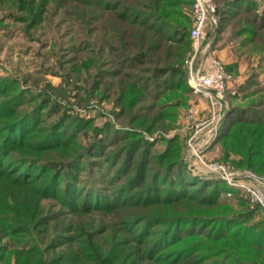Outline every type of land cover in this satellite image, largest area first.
Here are the masks:
<instances>
[{
    "label": "trees",
    "instance_id": "1",
    "mask_svg": "<svg viewBox=\"0 0 264 264\" xmlns=\"http://www.w3.org/2000/svg\"><path fill=\"white\" fill-rule=\"evenodd\" d=\"M214 1L215 35L231 26V39L240 38V47L264 57V10L261 16L252 14L253 0ZM47 2L63 3L0 0V8L33 13L34 21L40 22ZM69 3L82 17L89 11L83 36L93 54L90 65L94 70L100 67L91 91L111 98L119 106L117 116L135 128L150 133L168 130L164 119L175 120L176 109L186 105L190 92L183 69L190 54L189 12L184 6L190 7V1ZM73 12L64 15L73 17ZM244 55L237 54L239 59ZM235 68L224 70L231 73ZM16 86L0 80V264H264V217L259 206L240 197L241 204L247 202L253 209L245 206L243 214L234 216L236 211L218 198L221 193L237 197L238 190L216 177L212 186L191 184L176 138L166 140L162 153L148 157L150 143L139 132H120L113 141L118 140L116 146L124 144L107 152L106 143L113 144L108 143L111 125L96 128L91 120L67 112L55 116L59 106L49 99L18 110L31 99L13 95ZM42 109L47 112L40 118ZM224 123L217 141L225 155H239L241 161L234 167L264 175L262 113L234 107ZM76 133H92L94 139L86 148L79 147ZM51 153L70 158L59 164ZM85 156L110 163L102 176L108 185L97 196L92 192L83 196L74 184ZM91 165L95 171L96 163ZM173 173L175 180L169 179ZM162 183L167 184L160 189ZM48 199L56 200L60 209H45L42 201ZM255 211L261 217L258 222Z\"/></svg>",
    "mask_w": 264,
    "mask_h": 264
},
{
    "label": "rangeland",
    "instance_id": "2",
    "mask_svg": "<svg viewBox=\"0 0 264 264\" xmlns=\"http://www.w3.org/2000/svg\"><path fill=\"white\" fill-rule=\"evenodd\" d=\"M16 1L21 2L22 0ZM38 1L36 0V2ZM62 2L58 4L61 7H57L58 5L54 2H47V10L41 15L40 22L34 21L33 13H31L30 18L27 13L8 9L6 6L0 8V80L7 82L13 81L17 85L13 95L23 94L24 96L20 100H27L28 97L31 99L30 103L25 104L24 102L18 107V110H23L28 107L34 108L39 104L40 100L49 99L51 104L59 106L60 111L55 116H59L62 112H67L71 116L91 120L92 125L96 128L109 124L112 130L108 135L110 136L108 143L113 144L108 145L106 143L107 152H113L117 146L124 144L121 141L116 146L118 140L113 141V136H117L116 133L120 134V132H127L126 134L135 131L139 132L140 136L150 143L148 157L162 153L166 147V140L176 138L177 144L179 147H182V164L184 171L188 173L186 178L191 180V184H195L196 186L200 184L199 182H209L211 185L216 178H220V173H215L211 165L219 163L233 171V175L235 173L238 174L237 177L240 180L238 178L237 180H232L231 184L239 187L245 186L244 184H249L253 189H260L257 181L248 179V174L251 173L258 178H264V175H259L243 167H234L235 163L241 161L239 155L234 152H228L227 155L224 154L219 140L217 141L223 127L220 128L215 141L206 148L207 137L204 135L210 127L204 129V125L209 117V107L206 100L201 96L196 97L190 91L186 105L176 109L175 120H170V123L168 119H164V122H167L166 124H170V127L166 131L156 130L150 133L135 128L136 126L129 124L124 116L118 117L119 106L114 105L111 98L102 99V96L98 92L91 91L93 77L95 76L96 70H100V67L96 64L97 67L94 70L93 65H90L88 60L93 59V54L90 53L91 47L89 40L83 36L89 28L87 23L89 11L82 17L80 10L75 9L73 3H69V0H62ZM253 2L255 4V10L252 11V14L257 13L261 16L264 10V0H253ZM189 9L190 7L184 6L186 13L189 12ZM65 11H75L73 14L76 15L67 17V15H64ZM63 20H65L64 23ZM216 27L217 25H212L207 29L205 37L207 43L213 42L216 36L214 33ZM230 28L231 26L227 25L220 44L238 47L240 45V38L231 39ZM72 38H75V40H73L70 46L67 43ZM189 41L190 54L185 59L191 55V51L194 48L192 40L189 39ZM249 46L250 44H248ZM238 48L239 53L245 54L242 57V61L245 62L246 67H244L242 78H237L238 80L236 79L235 81L231 80L227 86L225 92L227 97L226 111L228 113L232 108L239 107L246 110H257L258 113H262V116H264L263 54L259 51L248 52L246 48L240 46ZM238 52L236 51L237 54ZM199 57H197L195 63L196 67L200 65L199 60L201 58ZM183 67L187 74L184 63ZM108 68H112V65L108 66ZM174 100L176 99L174 98ZM189 110H192V113L188 115ZM38 112L39 117L43 118L47 109L38 110ZM187 118L190 120L187 121ZM225 119L226 116L222 121L223 126ZM195 131L199 132L193 139L194 144H192V148L188 144V141ZM129 137L128 139H130ZM93 139L92 133H89V135L76 133L75 142L79 144V147L86 148ZM204 148L206 149L204 150ZM18 154L17 152L13 153L15 157H18ZM50 156L51 158L59 159V164L66 162L70 158V156L59 153H51ZM93 162L96 163L97 167L95 171H93L92 165L90 166V163L92 164ZM149 164L154 167L152 162ZM109 166L110 163L106 159H96L88 156L82 159L80 162L82 169L78 170L77 179L74 184L83 196L90 192L97 196L102 188H106L108 183L102 176L110 170ZM176 177L177 174L173 173L169 179L175 180ZM150 179L148 178V181ZM166 184H160V189L165 188ZM193 189L189 188L187 190ZM235 190L240 192H238L237 197L230 193H221L218 200L230 205L236 211L233 214L234 216H240L239 214H243L242 212L245 206L253 209L249 203H254L249 199V203L244 202L241 204L239 198L243 196L249 198L248 192L245 189L239 188ZM260 191L262 193L260 194L264 196V187ZM42 204L47 210L57 211L60 209L59 203L53 199L44 200ZM260 220L261 217L255 211L254 221L258 222Z\"/></svg>",
    "mask_w": 264,
    "mask_h": 264
},
{
    "label": "built area",
    "instance_id": "3",
    "mask_svg": "<svg viewBox=\"0 0 264 264\" xmlns=\"http://www.w3.org/2000/svg\"><path fill=\"white\" fill-rule=\"evenodd\" d=\"M189 1V39L192 40L194 48L191 51V55L184 60V65L187 69V83L191 93L196 97L201 96L208 103L209 117L207 118V122L204 125V129L210 127L207 133L204 135L207 137L205 146L208 148L215 141L220 128L222 127V121L226 116L227 97L225 92L228 84L232 80V77L224 70L222 63L216 59H212L211 70L208 73L203 72L201 60H199L200 65L198 67L195 66L197 57H201L207 52L209 44L205 39L206 32L210 26L218 24V16L214 0ZM204 41H206V43L202 45ZM190 113H192V110H189L188 115ZM189 120L190 119L187 118V121ZM198 132L195 131V133L189 138L188 144L191 147L192 144H194L193 139L195 136H197ZM206 148H204V150ZM211 166L215 173H220L219 179L223 180L228 187L247 190L249 199L252 203L259 206L260 213L264 217V196L261 195L262 193L260 191V189H263L264 187V178H258L251 173H247L249 175V177L247 176L248 179H251L255 182L257 181L260 189H253L252 186L244 183L243 184L245 186L239 187L237 185L231 184L232 180H237V178L240 180V178L237 177V173H235L236 175H233V171H231L228 167L225 168L219 163L212 164Z\"/></svg>",
    "mask_w": 264,
    "mask_h": 264
},
{
    "label": "crops",
    "instance_id": "4",
    "mask_svg": "<svg viewBox=\"0 0 264 264\" xmlns=\"http://www.w3.org/2000/svg\"><path fill=\"white\" fill-rule=\"evenodd\" d=\"M223 32L216 35L213 42L208 43L209 45L206 54L200 57L202 70L203 72L208 73L211 70L212 59H218L221 61L225 70L226 67L228 68L231 65L236 67L231 73H228L231 75L232 80L235 81L237 78H242L241 76L243 75L244 67L246 66L245 62L242 61V58H238L236 54V46L220 44L223 37Z\"/></svg>",
    "mask_w": 264,
    "mask_h": 264
}]
</instances>
